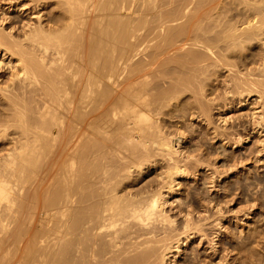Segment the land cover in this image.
<instances>
[{
    "label": "bare ground",
    "instance_id": "1",
    "mask_svg": "<svg viewBox=\"0 0 264 264\" xmlns=\"http://www.w3.org/2000/svg\"><path fill=\"white\" fill-rule=\"evenodd\" d=\"M253 94L258 135L264 0H0V264H264L261 243L219 248L215 195L178 193L214 167L187 123L227 126ZM225 126L205 135L250 137Z\"/></svg>",
    "mask_w": 264,
    "mask_h": 264
},
{
    "label": "rangeland",
    "instance_id": "2",
    "mask_svg": "<svg viewBox=\"0 0 264 264\" xmlns=\"http://www.w3.org/2000/svg\"><path fill=\"white\" fill-rule=\"evenodd\" d=\"M244 51L246 52V49H244ZM258 51L259 50H257V57H259V58L258 59L255 58L254 62L260 61L261 53L259 54L260 51L259 52ZM225 75H227V72L224 73V76ZM253 95L254 96H252V95L250 96L251 98L250 97H249V99L247 98L248 104H247V102H246V104L243 103L244 104V107L241 106V105H238V103L235 102L236 103V108L233 109L230 112V114L227 113V117L228 116L229 117H232L234 115L233 116L234 117V121L232 120L230 123L226 124L227 126H225V124H223V122L220 121V119L224 118L223 116H225V115H222V116L220 115L222 117V118H220L219 114L217 113V112H220V111H217V109H215V108H214V110H212L215 113L212 112L213 115H211V118L212 117L213 118L211 119V121H210L211 124L209 123V126L208 127H207L208 123L206 121H203L202 124L201 123H198L199 122V119L197 121H193L194 123L193 122L192 123H189V122L187 123V130H188L187 132H188V134L190 136V138H189L188 141H191V144H193L194 146L196 144H198L197 142H200V144H202V147L204 149L206 148V152L207 153L208 152L210 153V156L209 157L211 159L209 158L208 161L211 160L210 163H211L212 166L214 165V167L211 168V169H209V170H207V169H199L198 172L193 173V175H191L190 177H188V179L185 180L186 181V184H185L186 186L185 187L184 186H181V189L179 188L180 191L178 192V193H180L179 196H181L185 200L188 199V195H189L188 194V189L189 190L191 189L192 192H195L194 194L199 193V196H197V198L198 197L200 198V195H201L202 200L204 198L211 197V193H212V195H215L216 199L219 201V204H221V206H223V207L220 206L221 209H222V213H219L217 216H216V213L212 209H210L209 212H207V214H206L205 212L202 211V208L198 204L199 203L198 202V199H196L197 201H195V202H196V204L198 206V209L200 211H202V214L203 215H207V216L209 215L210 216V215H213L215 213L214 215L216 217L213 215L210 218L211 220H208L207 221L208 223L206 222L207 223L206 226L207 227H211V225H212L213 226V227H211L212 229H210V228H208V229L209 230H212V231H214V229H215V231L217 233H220L219 234L220 236L217 237V241H216V242H221V240H222V242L218 244V245H220L219 248L222 247V246H224V244H226L224 247H229L230 246L231 248H233L232 246H234V247L236 246V249L238 251H240L237 255L240 254V256H241V254L243 255V254H245L248 251V250H244V248L242 246L245 245V244H241V242L242 243L243 242H246L248 244V245L246 244L247 247H248L247 249H249L251 246H253V247L254 246H259L260 244H258V243H261V246L264 247V244L262 245V243L264 242L263 241L264 240V238H263L264 237V234H263L264 233V143L263 144L261 143L262 140L264 142V136H263L264 133L262 132V133H260L258 135H255L256 132H253L251 130L252 129L251 127H253L252 126V122L249 121L250 118L246 115V113H249V112L251 113L252 112V109L254 107H257L258 106L257 105L258 104V99L256 101V98L258 96H257V94H253ZM237 99H238V96H237V98L235 97V100H237ZM245 111H246V113H245ZM243 114H245V115H243ZM237 116H238V119H237ZM239 117H244V118H241L240 119ZM242 119H244V120H242ZM240 120H242V121H240ZM232 123L234 125H236V127L234 129L227 130V131H230V133H232V131L234 133H237V132L238 133H241L242 132L243 135H246L248 133L249 136H250V137H248L247 141H244V142L241 143L242 146L241 145H238V144H235L236 145V147H235L232 142H228L227 140L226 141L229 144L227 143L226 145H223L224 143H226V141L224 143H221V141H219L218 139L213 140V139H211L210 136L205 135L207 133L206 127H207V129L210 128V131L211 132H213L214 131L213 129H215L216 127L218 128V130H220V132H222L223 131V128L220 129V126L221 127H224L225 126V127H227V129H230V127L232 126ZM190 124H192L193 126L191 125L192 126L191 127ZM228 125H230V126H228ZM237 130H239V131H237ZM253 145H255V146H253ZM257 145H259V146H257ZM186 146H188V144L183 143L182 146H181V149H183ZM250 147H252V148H250ZM259 150H261V151H259ZM219 152L222 153V156H221V153H219ZM217 153H219V154H217ZM240 157H241V159H240ZM237 161H238V163H236ZM224 163L226 164V167L224 165L221 168L220 166L222 164H224ZM239 164H241V165H239ZM215 166H217V167H215ZM228 166H231L232 168L231 167H228ZM229 168H231V169H229ZM226 169H227V171H226ZM216 170H217V173L216 174L219 175V171H220V172H222V176H221L220 180L218 179L217 189H216L217 191L211 190V192L209 194V193H207L208 190L206 188H203L201 186L202 185L201 183H203V180L208 179L209 176L212 173H215ZM224 171H225V174H224ZM229 186H233L234 190L233 191L227 190L226 187H229ZM177 188L178 187H176V189ZM206 194H207V196L205 197ZM226 195H227V197H226ZM234 195H236V196H234ZM222 204H224V205H222ZM253 205H255V206H253ZM249 209L252 212L250 214V216L252 217L251 220L246 219L245 216H244V214H246V213L249 212ZM238 210H240V211H238ZM226 214H227V216H226ZM228 214H229V216H228ZM217 218L220 220V226L216 228V227H214V225L212 224V222H213L214 219H217ZM245 219H246L247 224L242 226L241 225V221H243ZM208 224H210V225H208ZM226 230H227V232L230 233V235H228V233L226 232ZM258 231L262 235L260 234L259 236H255L256 233H257L256 235L259 234ZM252 233H253V235H252ZM228 236H230V237H228ZM242 237H244L243 240H242ZM248 237L250 238V242H251V239H252L251 245H250V243H248L249 241H247V238ZM261 237L263 238V240L261 239ZM254 238L255 239H258L257 245H256V242H254L256 240H253ZM231 241H232V243H231ZM239 241H241V242H239ZM253 242H254V244H252ZM24 243H25V241L23 242V245L21 244V248L22 249H23L22 246L25 247V244ZM222 243H224V244H222ZM230 243H231L232 246L230 245ZM227 245H229V246H227ZM238 245H239V249L237 248ZM246 245L244 247H246ZM261 246H259L257 248H259L261 250ZM189 247H190L189 248L190 250L187 249L186 253H190V251H191L192 248H197L198 250H201L203 252V250L207 247V243L204 244L203 248L201 246L198 247V242L191 244ZM263 247H262V249H263ZM22 249H21V251H22ZM236 249H235V252H236ZM254 249L256 250V248H254ZM254 249H252V247H251V249H249V251H252L253 252ZM260 250L257 249L258 253L261 256H262V254L264 255V249L261 251V253H260ZM21 251H19V252L21 253ZM19 252L16 254L17 256L14 257L16 262L20 258L19 257V255H20ZM207 252H211V251L209 250ZM14 258H13V261H14ZM183 258H185L184 255L182 256L181 260ZM15 261H14V263H15ZM36 264H38V263H36Z\"/></svg>",
    "mask_w": 264,
    "mask_h": 264
}]
</instances>
